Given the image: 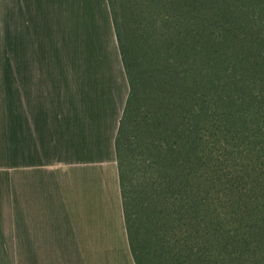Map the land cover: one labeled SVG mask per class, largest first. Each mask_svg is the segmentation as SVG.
I'll list each match as a JSON object with an SVG mask.
<instances>
[{"label": "crops", "instance_id": "crops-1", "mask_svg": "<svg viewBox=\"0 0 264 264\" xmlns=\"http://www.w3.org/2000/svg\"><path fill=\"white\" fill-rule=\"evenodd\" d=\"M0 264H136L116 140L131 82L110 0H0Z\"/></svg>", "mask_w": 264, "mask_h": 264}, {"label": "trees", "instance_id": "trees-1", "mask_svg": "<svg viewBox=\"0 0 264 264\" xmlns=\"http://www.w3.org/2000/svg\"><path fill=\"white\" fill-rule=\"evenodd\" d=\"M185 1L190 3L182 6ZM119 10H122L119 17H125L127 22L129 14L133 17L130 25L120 23L119 35L131 93L120 124L116 151L125 222L135 263L264 264V141H212L220 138L216 134L219 131L228 134L242 127L247 130L234 117L230 95L209 94L203 86L207 80L195 77L185 82L181 93L175 96L173 109L157 108L151 129L154 134L161 132L162 135L154 137L147 149L138 152L134 176L145 227L151 240L154 239L151 246L141 241L131 219L130 179L121 150L120 139L134 97L130 74L134 59L129 38L146 43L144 34L152 30L157 34L160 54L166 45L175 46L192 39L200 48L204 44L203 50L210 48L204 58L214 60L229 55L226 49L214 47L225 36L216 32L222 29L220 33L224 34L225 26H234L236 21L226 19L221 27L210 25L214 23L212 11H206L195 0H123ZM144 23L146 28L142 27ZM124 24L131 30L125 31ZM243 37L249 38L251 44L256 43L252 36ZM237 46L236 42L235 53L239 52ZM179 49L186 52L183 47ZM244 53L240 55L248 56ZM159 61L155 72L164 78L160 81L168 82L172 67ZM198 73L201 76L200 70ZM214 84L209 80V87ZM240 86L244 84L240 82ZM240 86L237 80L222 88L225 92ZM166 92L169 98L171 92L168 89ZM149 120L150 116L145 118V122ZM241 137L245 140L246 135Z\"/></svg>", "mask_w": 264, "mask_h": 264}, {"label": "rangeland", "instance_id": "rangeland-1", "mask_svg": "<svg viewBox=\"0 0 264 264\" xmlns=\"http://www.w3.org/2000/svg\"><path fill=\"white\" fill-rule=\"evenodd\" d=\"M195 1L200 7L206 8V11H212L211 20L214 23L210 25L221 27L226 19L236 21L234 26H225L224 34L220 33L222 29H218V32H216V34L225 36H221L218 40V44H214V47L226 49L230 56L228 55V57L214 60L204 58L211 49L208 48L203 50L204 44L203 47L201 46L200 48L198 42L192 39L188 42H178L175 46L174 44H172V46L166 45V50L163 54H160L157 48L159 40L156 39L157 34L152 30L150 34L148 32L144 34L148 39L146 43L139 42L135 40V38L133 42L128 37L130 34L127 32L125 34L130 40L132 49L131 55L133 57L132 59H134L132 62L133 67L130 68V74L134 84V97L127 115V124L125 125L123 135L120 139V141L123 142L121 150L130 179L128 193L132 200L130 206L131 219H133L134 227L137 229L136 231L141 241H144V244L150 246L154 239L152 237L151 240L150 234L147 233L144 222L145 214L141 212L137 199V182L134 178L136 171L135 160L136 158L139 159L137 154L140 153L138 152L147 149L148 144L150 141H153L154 137L162 135L161 132H158V135L154 134L151 129L153 120L155 122V118L158 114L157 108L163 106L166 109H173L176 106V103L173 106L175 96L178 97L181 93L185 82H190L195 77L197 79L201 78V80L205 78L207 81L203 86L206 87V91H209V94L220 92L221 94L226 93L230 95L232 102H234L230 105V108L233 109L232 111L234 112L235 119L242 122L244 126L247 127V130L242 127L241 129H237L238 131L232 130L228 132V134L223 131L216 132V134L221 136L212 141H264V109H258L259 106L264 108V0ZM110 2L115 11L118 28L121 34L120 23L125 22V24L129 23L130 25L133 21V17L131 14H126L128 15V22L125 17L123 18L122 16L123 19L119 17V13H122V10L119 9L123 4V0H110ZM185 3L186 4H182V6H186L190 2L185 1ZM222 5L229 6L232 9ZM121 19L122 22H120ZM125 24L123 26L124 30H131L130 28L127 29ZM145 24L147 23H144V26H142L143 28H146ZM183 30L186 31L185 28H183ZM183 32L182 29L179 31L181 35ZM129 33H131V31ZM244 35L249 37L252 36V40L256 41V43L251 44L249 38L245 40L243 37ZM221 38H227V40L223 41ZM125 42L127 43L128 40L126 39ZM236 42L238 45L237 50H239L238 53L233 51ZM1 46L2 42L0 36V61L2 58ZM179 47H183L186 52L180 50ZM244 52L248 54V56L240 55ZM158 60H161L159 61L161 64L172 67L173 72L171 71L167 76V78H169L168 82L160 81V79L164 78L161 74L155 72ZM208 61L212 63L209 65ZM199 70L201 71V76L198 73ZM155 79V82L151 81ZM209 80L216 85L214 84L213 87H209ZM237 80H239V86L241 82L244 84V87L240 86L239 89L223 91L222 86L224 84L236 82ZM167 89L171 92L169 98H167L168 92L165 93ZM164 93L166 98H164ZM149 116L150 120L145 122V118ZM242 135H246L245 140L242 139Z\"/></svg>", "mask_w": 264, "mask_h": 264}]
</instances>
